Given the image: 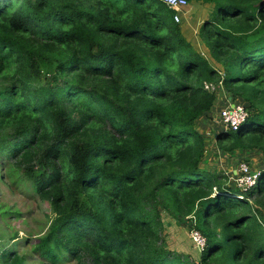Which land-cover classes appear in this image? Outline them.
Segmentation results:
<instances>
[{"label":"trees","instance_id":"16d2710c","mask_svg":"<svg viewBox=\"0 0 264 264\" xmlns=\"http://www.w3.org/2000/svg\"><path fill=\"white\" fill-rule=\"evenodd\" d=\"M187 1L213 6L205 53L162 0H0V169L51 206L38 263L264 264V167L229 187L198 129L222 86L248 117L218 143L264 155V0ZM163 215L193 218L199 260L165 245ZM18 241L0 264H32Z\"/></svg>","mask_w":264,"mask_h":264},{"label":"rangeland","instance_id":"374dc122","mask_svg":"<svg viewBox=\"0 0 264 264\" xmlns=\"http://www.w3.org/2000/svg\"><path fill=\"white\" fill-rule=\"evenodd\" d=\"M212 4H203L200 2H188V6L180 10V21L183 33L186 38L191 41L199 50L205 53L204 44L199 37L200 27L208 18H210ZM217 101L214 103L213 109L206 123L200 124L201 131L205 132V162L203 168L213 171L214 173L226 176L227 185L234 187L230 181L236 176L239 166L248 164L253 172L261 171L264 167V155L251 151H235L233 153L226 152L218 143L216 136L218 132H224V128L220 124L221 112L225 108H230L228 98L230 95L219 86L216 90ZM219 100V102H218ZM235 103V102H234ZM242 104V102H239ZM213 113V115L211 114ZM217 121V122H216ZM227 131V130H225ZM255 199L252 203H255ZM0 206H6L13 212L12 215L0 217V248L8 242H12V236L19 234V245L17 250L21 253H28L29 261L32 264H40L38 256L26 247V239L29 242L36 243V239L46 233L54 214L49 203L43 201L31 188L28 183H13L8 173L0 169ZM20 213L18 218L16 213ZM165 245L176 252L188 255L195 260L200 259L201 252L194 245L191 230L194 227L192 219H187L182 224L176 223L168 216L163 215ZM75 264V263H68Z\"/></svg>","mask_w":264,"mask_h":264},{"label":"built area","instance_id":"2783aa9c","mask_svg":"<svg viewBox=\"0 0 264 264\" xmlns=\"http://www.w3.org/2000/svg\"><path fill=\"white\" fill-rule=\"evenodd\" d=\"M162 2L176 12L174 17L176 22L180 21L179 15L177 13L188 6L187 0H162ZM207 88H209V86H207ZM247 117L248 112L245 110L244 105L232 103L230 105V108H225L221 112L219 121L221 126L225 130L237 131L243 124V122L247 119ZM261 178V171L253 172L249 165L245 163L239 166L238 172H236V176L232 179L233 181L230 182L234 184V188L242 192H247L253 188H256L260 184ZM189 218L193 219L192 217ZM191 237L194 245L200 251H202L206 247V237L194 227L191 230Z\"/></svg>","mask_w":264,"mask_h":264},{"label":"crops","instance_id":"0c3cea01","mask_svg":"<svg viewBox=\"0 0 264 264\" xmlns=\"http://www.w3.org/2000/svg\"><path fill=\"white\" fill-rule=\"evenodd\" d=\"M228 100L231 101L230 104H231V103H234L233 100L231 99V97H229ZM216 101H217V100H216ZM218 102H219V100H218ZM211 114L213 115V113H211ZM209 116H210V113H208L207 115H205L204 117H202V118L198 121V129H199V131L202 133V135H203V134L205 135V132H204V131H201V130H203V129H202V126H201V124H200V121H201L202 123H206V121H204V119H206V120L208 121ZM213 116H214V115H213ZM216 122H217V121H216ZM200 129H201V130H200ZM205 136H206V135H205ZM204 138H205V137H204Z\"/></svg>","mask_w":264,"mask_h":264}]
</instances>
